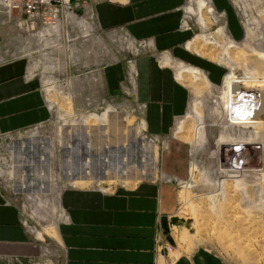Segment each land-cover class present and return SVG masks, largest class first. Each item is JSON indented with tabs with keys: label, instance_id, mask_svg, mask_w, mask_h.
<instances>
[{
	"label": "rangeland",
	"instance_id": "1",
	"mask_svg": "<svg viewBox=\"0 0 264 264\" xmlns=\"http://www.w3.org/2000/svg\"><path fill=\"white\" fill-rule=\"evenodd\" d=\"M119 1L130 2L35 0L27 12L0 0V195L27 233L26 253L0 264H63L66 190L145 182L175 196L161 264L197 251L264 264V88L250 83L264 78V0H186L178 27L191 50L175 53L132 34ZM163 56L182 63L185 86L155 68L183 88L185 110L148 78L144 60ZM222 142L263 148L235 171L237 155L219 165Z\"/></svg>",
	"mask_w": 264,
	"mask_h": 264
},
{
	"label": "crops",
	"instance_id": "2",
	"mask_svg": "<svg viewBox=\"0 0 264 264\" xmlns=\"http://www.w3.org/2000/svg\"><path fill=\"white\" fill-rule=\"evenodd\" d=\"M128 1H119L124 8L118 5L115 9L127 13L132 34L139 38L153 37L152 46L157 50L174 47L175 53L176 48L184 44L191 50L192 40H188L191 33L178 27L180 7L186 0ZM144 62L150 63L147 71L151 82L159 83L161 78L168 102L171 103L173 98L177 109L185 110L187 95L183 88L177 84L173 86L170 72L160 75L155 68L156 63L172 68L176 81L185 86L176 71L182 68V63L168 56L148 58ZM174 204L171 189L154 183H140L130 190L111 194L92 189L66 190L62 196L64 219L59 224L64 246L63 264H161L155 236L159 222L166 230L167 219L164 217L172 211ZM25 244L27 233L18 215L4 204L0 195V255L23 256ZM171 264L221 263L212 254L197 251L181 254Z\"/></svg>",
	"mask_w": 264,
	"mask_h": 264
},
{
	"label": "bare ground",
	"instance_id": "3",
	"mask_svg": "<svg viewBox=\"0 0 264 264\" xmlns=\"http://www.w3.org/2000/svg\"><path fill=\"white\" fill-rule=\"evenodd\" d=\"M213 10L211 7H209V9L207 11H211ZM219 35H223V31L219 32ZM241 54H244V52H241ZM195 71V70H194ZM197 72V71H195ZM256 72V71H255ZM257 73V72H256ZM244 76V78L246 79H250L249 77V72L247 73V71L244 72V74L242 75ZM243 79V78H240ZM255 79V78H254ZM242 81V80H241ZM250 83L256 87V88H264V78L262 79H255V80H251ZM247 143V142H246ZM259 144V143H258ZM254 144L251 148L250 154L247 153V148L245 146V144H237V143H229V142H222L219 145V150H218V154H219V158H220V163L219 165L221 167L223 166H231L232 163L234 162V155H237V161L234 164H237L239 166V168H235V171H243L242 169H240V166H250L251 163L256 162V158H254L255 154L257 153V151L263 148V144ZM252 145V144H251ZM249 148V147H248ZM254 155V156H253ZM250 156V157H248ZM253 157V158H252ZM256 157V156H255ZM239 162H242L243 164L239 165ZM252 165V164H251ZM233 166V165H232ZM254 166V165H253ZM242 168V167H241ZM225 169V168H224ZM232 170V169H231ZM234 170V168H233ZM245 171V170H244ZM244 173V172H243ZM164 260V259H163ZM166 261V260H165ZM164 261V263H165Z\"/></svg>",
	"mask_w": 264,
	"mask_h": 264
},
{
	"label": "built area",
	"instance_id": "4",
	"mask_svg": "<svg viewBox=\"0 0 264 264\" xmlns=\"http://www.w3.org/2000/svg\"><path fill=\"white\" fill-rule=\"evenodd\" d=\"M25 4L27 12H32L34 10L35 0H26ZM155 242L157 245V253L159 256H163L164 260L167 262L170 259L169 254L174 248L167 231L163 228L160 222L157 227Z\"/></svg>",
	"mask_w": 264,
	"mask_h": 264
}]
</instances>
